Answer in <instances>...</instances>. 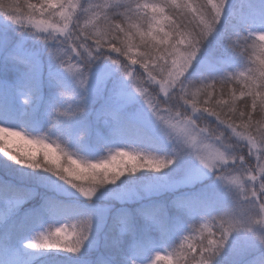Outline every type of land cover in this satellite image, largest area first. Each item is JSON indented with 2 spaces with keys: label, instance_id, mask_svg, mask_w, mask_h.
I'll return each mask as SVG.
<instances>
[{
  "label": "snow or ice",
  "instance_id": "obj_1",
  "mask_svg": "<svg viewBox=\"0 0 264 264\" xmlns=\"http://www.w3.org/2000/svg\"><path fill=\"white\" fill-rule=\"evenodd\" d=\"M261 42L264 0H0V247L23 245L4 264H38L43 249L151 264L179 241L177 264H264ZM20 132L39 159L9 150ZM51 137L109 155L57 143L61 164ZM131 143L149 154L120 151ZM138 168L154 174L123 178ZM70 220L80 230L61 240L52 226Z\"/></svg>",
  "mask_w": 264,
  "mask_h": 264
},
{
  "label": "trees",
  "instance_id": "obj_2",
  "mask_svg": "<svg viewBox=\"0 0 264 264\" xmlns=\"http://www.w3.org/2000/svg\"><path fill=\"white\" fill-rule=\"evenodd\" d=\"M32 2H36V0H32ZM83 2V0H81V3ZM90 3H99V4H103L106 2V0H89ZM143 2V0H142ZM148 2H152V0H148ZM246 2V0H233V7L237 6V9H239V6L244 4ZM26 10V9H25ZM79 11V9L77 10ZM231 11V9H230ZM165 15H168V10L165 9ZM165 30H167V22H165ZM264 43V42H261ZM210 50V48H209ZM135 51V50H134ZM251 53V58L246 61V64H252V62L256 59V55L258 54V52H252V50H249ZM257 65L253 64V67H256ZM243 70V69H241ZM239 95V93H237ZM243 101H238V104L242 106ZM10 131L13 132H19V129H11ZM42 135H47L46 131L44 133H42ZM52 141H56V143H51V147L49 149H47L51 156L53 158L57 157V156H61V153L59 152V149H57V143L60 144L61 148H68L70 151L73 152H79L80 156H84V157H88V158H92L95 157L97 159L92 160V163H96L98 162L99 159L102 158H107L109 153L107 150L105 149H101L98 146H93V145H89L88 146V150H81V148L77 147L76 145H74L73 143H67L66 145L63 143H60L59 141H57L56 137H51ZM10 142L14 145L13 147L9 146V144L7 145L9 147V150L12 152H15L18 155L21 156H26V155H31L34 154L36 156L37 159L40 158L41 153L43 151V149H41V146L39 144H37L35 142V140L32 137H29L27 135H25L23 132H20L19 135L14 136V139H10ZM45 143H49V141H45ZM15 147V149H13ZM121 152H127L130 154H135V153H140L141 155H148V151L146 149H144L141 145L136 144V143H131L129 144L128 147L125 148H121L120 149ZM152 155H157L156 153H151ZM0 155H2V153H0ZM79 156H72V159L74 160H78L79 162ZM60 163H63V157L61 156L60 159ZM123 163L124 164H131L134 163V161L129 160V158L126 156L123 158ZM122 165V161L120 159H116L112 162V165L110 166V168L112 170H115L117 168H119ZM154 174V169L151 168H138L137 171L135 173H129L127 171H125L124 173V177L126 180L128 179L127 177L129 175L132 176H138V175H142V174ZM140 181L137 180V178L133 177L131 181H129V183H139ZM77 183L83 184L85 186H87L90 183L89 179H83V180H79L77 181ZM150 199H156L155 197H151L149 199H145V200H141L138 203H148ZM159 199L162 200H168L171 199V194L165 195L160 197ZM97 203L99 204H104V203H115L114 201H97ZM36 204V201H29L27 202L24 207L25 208H30L33 207ZM118 206V205H117ZM60 226L63 227L65 229L64 232H62L60 234V239L61 240H65V241H69V239H74L75 237L73 236V232H74V226H75V231H79L80 230V224L77 220H70L68 221L66 224L64 225H55L53 224L52 229L53 231L55 230V227ZM155 235V234H153ZM185 235H187V233H185ZM183 242V241H179L177 244L173 245L172 247H167L165 246L164 250H161L158 254L153 255L151 264H177V255H174L173 252L175 251L176 248L179 247V243ZM186 243V242H183ZM2 249H7L10 252L17 254L22 248L23 245L20 242V238L19 236H17L16 238H14L12 241L8 242L7 245L5 247H1ZM43 251H49L46 252L44 255L39 257V261L38 264H79V260L76 259L75 257H72L71 255H75V254H70V253H63V252H58L55 249H43ZM101 255L105 254L104 250L101 249V252L99 253ZM157 255H158V259H157ZM237 260L239 258H236ZM240 259H250V257H241Z\"/></svg>",
  "mask_w": 264,
  "mask_h": 264
},
{
  "label": "rangeland",
  "instance_id": "obj_3",
  "mask_svg": "<svg viewBox=\"0 0 264 264\" xmlns=\"http://www.w3.org/2000/svg\"><path fill=\"white\" fill-rule=\"evenodd\" d=\"M74 2H76V0H74ZM79 2L81 3V0H79ZM34 3H36V2H34ZM77 10H78V8L76 9V11ZM26 23H27V21H26ZM15 35L18 36L19 34L17 33ZM28 43L30 44L31 41H29ZM10 139H14V136L10 137ZM9 146L13 147L14 145L10 142ZM13 149H15V147ZM141 195L144 196L143 200L150 198L144 193H141ZM13 255H14V253L10 252L9 250H4V249L0 248V264H4V261Z\"/></svg>",
  "mask_w": 264,
  "mask_h": 264
},
{
  "label": "clouds",
  "instance_id": "obj_4",
  "mask_svg": "<svg viewBox=\"0 0 264 264\" xmlns=\"http://www.w3.org/2000/svg\"><path fill=\"white\" fill-rule=\"evenodd\" d=\"M259 228L260 229H264V223H261L259 225ZM262 236H264V231H260V232L257 233V242H259L260 237H262ZM261 247H264V244H262Z\"/></svg>",
  "mask_w": 264,
  "mask_h": 264
}]
</instances>
